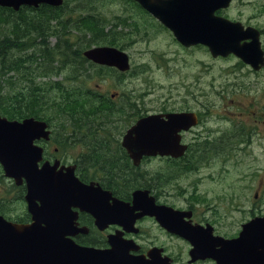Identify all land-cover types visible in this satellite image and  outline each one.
I'll return each mask as SVG.
<instances>
[{
	"label": "water",
	"instance_id": "1",
	"mask_svg": "<svg viewBox=\"0 0 264 264\" xmlns=\"http://www.w3.org/2000/svg\"><path fill=\"white\" fill-rule=\"evenodd\" d=\"M135 1L154 13L186 47L207 46L214 57L233 54L254 67L257 62H263L264 52L258 34L247 35L240 23L213 17L214 9L229 6L230 0L216 6L211 4V17L170 15L176 8L182 9V1ZM39 3L59 7L64 0H0L1 7L17 11L23 4L37 7ZM187 3L193 8L194 2ZM209 5L207 2L206 6ZM250 37H253L251 43L241 45ZM84 57L90 62L116 67L121 72L131 68L128 54L117 48H91L84 52ZM168 118L167 121L150 115L127 131L123 146L136 165L144 156L180 157L183 154L185 148L179 147V132L196 125V116L173 114ZM48 128L46 122L35 118L17 121L0 115V165L5 177L13 180L16 186L25 184V201L34 220L31 225H18L0 215V264H170L168 258L162 257V250L153 248L147 255H133L131 252H137L139 246L120 243L117 237L111 240L108 250L79 246L70 238L76 219L72 208L92 214L100 229L108 224L132 227L139 218H155L165 230L193 244V259L208 257L218 264H264V218H255L245 224L238 238L224 240L219 244L221 250L214 251L213 244L207 243L200 232L202 228L184 224L183 218H190V213L157 206L148 191H135L133 204H127L114 199L99 185L81 183L73 171L66 175L56 172L58 163L51 166L46 162L40 168L44 152L35 141L42 138L49 141L51 131Z\"/></svg>",
	"mask_w": 264,
	"mask_h": 264
},
{
	"label": "flooded vegetation",
	"instance_id": "2",
	"mask_svg": "<svg viewBox=\"0 0 264 264\" xmlns=\"http://www.w3.org/2000/svg\"><path fill=\"white\" fill-rule=\"evenodd\" d=\"M68 1L69 0H64L63 5L59 7L49 5L47 3H39L37 7L23 4L21 5L18 11L14 8L9 7L0 6V8L12 10L16 15L15 17H17L19 15L18 13L21 11L30 10V17H34L35 13L41 9L51 11L53 9L59 10L65 7L64 12H67L66 5ZM74 1L78 0H73L72 2ZM116 1H123L125 3V8L122 9L119 14L115 13V15L112 16L115 18L110 23H107V20L103 23L104 25L109 24V29H105L106 33H110V31L114 29V21L125 20V25L120 22L117 28L125 29V31H120L125 33H122L124 37L126 36V34L128 36H131V30H129V28H131L134 24H131V19L129 17H149V21L151 24H154L156 27L158 26L160 29H162V31H167L170 35H172L177 44L185 51L190 52L193 49L202 48L206 51V53H208L211 58L215 60H226L228 58L238 60L239 65L247 67L250 71V74L252 75L259 76L260 74L264 73V54L263 62H257L258 64H256V66L254 67L253 65L247 64L240 57L235 56L233 54H230L226 57H214L210 51V48L207 46L197 45L186 47L176 40L171 30H169L161 21L155 18L157 16L154 15V13L147 10L137 1ZM161 1H167L169 3L170 0ZM177 1H182L184 5L182 6V9L176 8L175 11L170 14L174 17H211V4L214 3V6H216L219 5V3H224L225 0H190V2L195 3H193V8H191L192 6L188 5L187 2L189 0ZM239 1L241 2L242 7L245 6L244 0H230L229 6L218 7V9H214L213 17H220L227 19L233 23H240L243 27L242 31L247 35L248 33L251 35L258 34L261 43V49L264 52V27L253 23V21L255 20L254 17H264V15L246 14L241 9H238L236 11L235 7H238ZM207 2H209L210 4L209 7L206 6ZM127 7L133 8L137 13H131L129 9H127ZM81 9L82 7L80 6L77 9L76 13L81 12ZM87 15L88 14H82L74 18L79 19V17H85ZM242 17L253 18L243 19ZM106 28H108V26ZM251 38L253 37L244 39L241 42V45H247L248 43H251ZM98 47L117 48L111 45L108 46L101 44H93V47L91 48ZM117 49L126 53L125 47ZM128 56L130 58L131 65L132 57L130 54H128ZM87 66L91 68V71H87V74L90 73V75H92L91 81H93L94 86L93 88H91V92L92 95H94V99L97 102L98 108L102 109V111L107 109L111 112V116L107 125L108 133H105L104 131H99L97 137L101 139V141L93 142L94 146L103 147L105 149L104 152H102V155L106 157L99 159L98 162H96L95 159H93L91 162L88 157L90 152L84 147L85 145L83 143L77 144L75 146V150H79V152L76 154H72L74 150H72L73 148L70 147V143L66 142V136L64 135V132L57 134L55 128H53V125L51 123L45 120L35 118L38 121L46 122L49 125L48 129L51 131L49 141L43 138L35 141V145L41 147L44 152V158L43 162L40 163V168L46 162L50 163L51 166H54L56 163H58L56 172H62L66 175L69 172L73 171L76 178H78L81 183L85 185H99L104 191L110 192L114 199H117L118 201L127 204H133V194L135 191H148L149 195L155 199L157 206H165L175 211L190 213V218H183L184 224L190 225L191 227L195 228H202L199 229L200 232L204 234L207 243L213 244L214 251L221 250L222 247L219 246V244H221L224 240H233L238 238L245 224L251 222L255 218H264V215L257 216L258 213H256V211L259 209L260 206H258L257 204H252L247 208H249L251 214H254V216L249 221L242 224L241 230H239L237 233L230 235L226 231L221 230L214 220L208 219L204 215L200 216L201 210L197 208L200 207L199 204L203 202L202 198L198 195L197 183L202 180H205V178L210 175L211 169L214 167V163L219 164L220 167H218L221 169L222 173L227 172L228 169L226 168V156L229 146L247 149L251 148L255 144L264 145V129L262 132H260L259 130L250 128L245 129L244 127L242 129V127H240L237 128V131L235 132H229L217 130L210 126L207 127L205 126V113H203L201 110L192 105V102L196 100L198 101V99H191V96L189 94H178L181 101L180 103L169 108H163L156 113L148 114L144 110L139 108L137 103L132 99L117 100V97L115 95L104 94L101 91V86L104 82L109 79H113L116 76L121 77V75L123 74L116 67H110L107 65L90 61L89 63H87ZM230 75H232V72H230ZM232 76L239 77L243 75H238L237 73H234ZM203 96L209 98L208 94H203ZM216 96L220 97L221 95L216 94ZM229 102L231 105L232 103H235L234 100H229ZM256 107L257 111L261 112V114H264L263 105L258 104L256 105ZM202 108L204 110V108H210V106L207 107L206 105H202ZM122 109L126 111L125 114L121 113ZM250 111L248 110V112ZM210 112L212 111L210 110L206 112V114H209ZM173 114H194L197 119L196 125L188 129H182L179 132V147L182 146L183 148H185L183 154L180 157H175L172 155H158L156 157L144 156L139 162V164L136 165L134 160L129 155L128 151L123 146V138L127 131L131 129V127H133L139 120L147 116L157 115L161 117V120L168 121V116ZM253 115L255 114H252L251 116ZM117 117H123L122 120L125 119L124 128H127L126 126L128 124V128L125 130V132H123L124 129L117 132L118 126L116 124L118 122L115 121ZM219 118L221 120L229 121V119L222 115H220ZM209 122L210 121H208V124ZM66 129L67 128L63 130ZM259 134H261L259 139H255L256 136H259ZM214 155L217 156L212 158V156ZM152 161H158L163 164L162 167L158 169L155 174L149 175L148 173L142 174L141 172H139L140 169H142L144 166H146V164H149V162ZM205 171H209V174L206 176H202L203 172ZM0 172L4 177L3 181H10L13 186L20 187L16 186L13 180L5 177L1 165ZM127 176L129 177L128 179L131 181V183L135 184L137 181H140V184H143L144 186L132 190L127 189L125 184L127 183V180H124L125 178H127ZM146 176L151 178L154 182H141V180H143ZM185 176H197V179L195 180L193 185V192L189 193V197L191 198V200L187 199L189 201V204L185 206H179L176 203L177 200L175 201V191L179 192L182 189L181 191L183 193L190 192L189 189L185 187L181 188L178 185L179 178ZM239 177V181L243 182L246 178L254 177V174H247L246 177H244V175H241ZM21 186H25V184ZM260 188H263L261 184ZM260 194L261 191H256L254 198L259 199ZM191 201H195L197 203L191 204ZM110 203L114 204V200H111ZM242 208L244 209V205L243 202L240 201L236 206V210L241 211ZM71 210L73 214H76V219L73 222L75 229H72V235L70 238L81 247L108 250L111 249V240H113L114 237H117L116 239L120 243L134 244V247L139 246V250L137 252H131L133 255H147L151 249L158 248L162 250V257L168 258L170 260V264H218L217 261L213 258L207 257L193 259L191 256L193 244L190 241L165 230L155 220V218L148 216L139 218L136 220L134 226L132 227L123 226L120 224H108L105 229H100V227L97 225L96 218L92 214L82 211L80 208H72ZM0 215L6 221L18 225H31L34 221L33 215L29 212L27 204L25 205L24 210H15L13 208H10L7 204L0 202ZM147 221L152 222L153 225L158 227V229L161 231L162 234L159 235V238L147 236V230L144 226ZM173 242L178 245L177 249L171 247L173 245ZM179 243H181V245L185 248L180 249L179 246L181 245H179Z\"/></svg>",
	"mask_w": 264,
	"mask_h": 264
},
{
	"label": "rangeland",
	"instance_id": "3",
	"mask_svg": "<svg viewBox=\"0 0 264 264\" xmlns=\"http://www.w3.org/2000/svg\"><path fill=\"white\" fill-rule=\"evenodd\" d=\"M72 1L67 2V14L64 17H78L82 15L81 13L85 15V8L92 5L95 14L105 17L110 23L115 18L112 16L115 13L119 14L125 8L123 1L116 0H92L91 3L90 0ZM244 2L245 6L243 7L240 1L239 4L237 3L236 11L241 9L246 14L264 15V0H244ZM80 6L82 9L79 14L76 11ZM127 9L131 13H137L131 7H127ZM129 18L131 24H134L129 28L131 36L126 34L123 40L119 42L120 45L114 47L120 49L125 47L126 53L132 57L131 68L126 73L122 72L121 77L116 76L104 82L101 86V91L104 94L115 95L117 100L132 99L139 108L148 114L180 103L178 94H189L191 99H198V101L192 102V105L205 113V126L229 132H235L240 127L263 131L264 114L257 111L256 105L264 106V73L259 76L252 75L247 67L239 65L238 60L233 58L215 60L202 48H196L190 52L185 51L167 31H162L158 26L151 24L149 17ZM242 18L250 19L253 17ZM254 19V24L264 27V17H254ZM116 22L118 21L113 23ZM107 26L106 30L109 29V24ZM116 31H125V29L117 28ZM76 35L78 34L74 31L71 39ZM89 39L91 36L87 35L85 41ZM50 43L55 45L57 39L51 38ZM88 49V47L85 48V50ZM230 72L232 75L237 73L243 76H232ZM12 75L15 77L14 74ZM67 76L68 72H64L61 76L54 75L45 79H37V81L46 89L52 82L65 81L64 78ZM18 86H23V83H18ZM93 86V81L88 82V87L93 88ZM203 94H208L209 98L204 97ZM216 94L221 96H216ZM229 100H234L235 103L231 105ZM202 105L210 106V108L203 110ZM210 110L212 112L206 114ZM252 114L255 115L251 116ZM220 115L225 116L229 121L221 120ZM122 119L123 117L115 119L118 122L116 124L118 126L117 132L123 129L125 132L128 128V124L127 128H124L125 119ZM208 121H210L209 124ZM57 122L53 123V128L57 134L68 132V129L63 130V125L60 124L59 120ZM260 136L261 134L255 139H259ZM72 150L75 152L72 154L79 152L75 148ZM216 156L214 155L212 158ZM226 160L227 172L222 173L219 164L214 163L210 175L197 183L198 195L203 200L199 204L200 207L197 208L201 210L200 216L204 215L206 218L214 220L221 230L231 235L241 230L242 224L254 216L247 207L257 204L260 206L256 211L257 216L264 215V145L255 144L247 149L229 146ZM162 165L158 161H152L139 172L153 175ZM208 174L209 171H205L202 176ZM247 174H254V177L246 178L240 182L239 176L244 175L246 177ZM128 178L127 176L124 179L127 180L125 183L127 189L132 190L144 186L140 184V181L135 184L131 183ZM196 179L197 176L179 178L178 185L190 191L188 193H183L182 189L179 192L175 191V201L177 200L176 203L179 206L189 204L187 199L191 200L189 193L193 192ZM141 182L151 183L154 181L146 176ZM12 186L10 181L0 183V202L15 210H24L26 186L15 188ZM256 191H261L259 199L254 198ZM240 201L243 202L245 210L242 208L241 211H237L236 206ZM190 203L196 204L197 202L191 201ZM144 226L147 230V236L159 238V235L162 234L152 222L147 221ZM177 246L173 242L171 247L177 249ZM179 248L185 247L181 245Z\"/></svg>",
	"mask_w": 264,
	"mask_h": 264
},
{
	"label": "trees",
	"instance_id": "4",
	"mask_svg": "<svg viewBox=\"0 0 264 264\" xmlns=\"http://www.w3.org/2000/svg\"><path fill=\"white\" fill-rule=\"evenodd\" d=\"M64 10L41 9L34 17L25 10L15 17L12 10L0 8V115L17 121L36 118L52 125L59 120L62 128L68 129L64 135L70 147L83 143L90 152L89 160L98 162L106 157L102 155L105 149L93 142L101 141L99 131L108 133L111 112L98 108L88 87L92 75L87 74L91 68L83 51L93 44L120 45L124 35L116 29L120 22L125 25V20L114 23V29L106 33L107 24L103 23L107 19L95 14L92 5L85 8L88 15L79 19L64 17ZM74 31L78 35L71 39ZM87 35L91 39L85 41ZM51 38L57 39L55 45H51ZM64 72L68 76L63 82H52L46 89L38 84L37 79ZM3 180L0 172V183Z\"/></svg>",
	"mask_w": 264,
	"mask_h": 264
}]
</instances>
